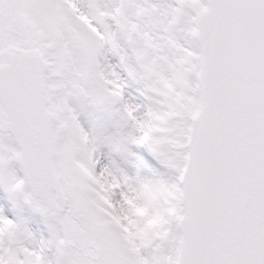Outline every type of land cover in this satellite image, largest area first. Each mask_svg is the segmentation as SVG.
I'll return each mask as SVG.
<instances>
[{
	"label": "snow or ice",
	"instance_id": "1",
	"mask_svg": "<svg viewBox=\"0 0 264 264\" xmlns=\"http://www.w3.org/2000/svg\"><path fill=\"white\" fill-rule=\"evenodd\" d=\"M0 264H264V0H0Z\"/></svg>",
	"mask_w": 264,
	"mask_h": 264
}]
</instances>
